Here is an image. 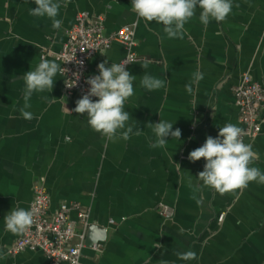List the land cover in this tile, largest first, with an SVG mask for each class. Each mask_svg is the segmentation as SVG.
Listing matches in <instances>:
<instances>
[{
  "label": "crops",
  "instance_id": "obj_1",
  "mask_svg": "<svg viewBox=\"0 0 264 264\" xmlns=\"http://www.w3.org/2000/svg\"><path fill=\"white\" fill-rule=\"evenodd\" d=\"M232 3L224 21L207 26L197 8L183 38H169L162 24L138 19L131 0H62L59 29L51 19L29 14L33 0H0V264H46L39 252L9 255L20 235L4 226L12 208H29L36 184L48 195L50 213L74 202L88 213L90 226L105 229L101 250L84 249L79 264H264V184L250 182L221 195L196 178L205 160L188 159L208 136H218L219 127L241 128L232 88L243 74L264 87V0ZM79 13L99 18L105 34L135 28L137 61L126 69L135 76L134 95L125 110L139 135L124 140L118 133L110 141L94 131L86 113L72 111L76 103L63 95L59 75L51 93L30 98L35 118L20 114L21 77L42 57L54 61ZM102 53L89 60V77L99 74V63L108 60V67L126 56L118 45ZM197 71L203 79L189 93L185 86ZM145 72L164 80L165 87L143 88ZM160 119L174 123L181 137L169 136L165 147L153 148L155 136L146 125ZM247 144L259 156L251 166L264 172V120ZM160 205L173 209L171 220L159 215ZM70 219L76 221L75 214ZM187 251L196 259L176 255Z\"/></svg>",
  "mask_w": 264,
  "mask_h": 264
},
{
  "label": "clouds",
  "instance_id": "obj_2",
  "mask_svg": "<svg viewBox=\"0 0 264 264\" xmlns=\"http://www.w3.org/2000/svg\"><path fill=\"white\" fill-rule=\"evenodd\" d=\"M35 7L29 10L33 17H47L52 21V27L59 29L62 20L57 19L59 10L65 4L62 0H33ZM132 11L138 19L146 22L155 21L162 24L163 31L169 38H183L185 24L196 14L199 8V20L207 26L211 20L222 22L231 13L233 8L232 0H131ZM103 54V53H101ZM82 65V61L78 62ZM108 60L98 64V75L89 77L86 83L90 85L89 90L75 103L72 109L78 114H87L88 125L108 140L119 137L127 140L130 134L135 132L139 135L141 130L134 131L132 125L128 124L131 115L125 110V103L134 95L133 82L135 76L126 70V65L131 63L128 60L120 63H111L106 67ZM147 68V63L141 65ZM65 71L60 64L41 58L35 69H30L21 77L25 87L23 90V107L20 114L25 120L34 119V114L29 110L31 107L30 98L34 93H51L54 88L55 77ZM77 79L79 73L76 74ZM203 79V73L197 71L193 73L192 81L187 84L186 90L193 92V84ZM140 85L148 91L159 90L165 87V81L156 78L148 73L142 76ZM66 86L71 88L74 85ZM92 97H96L93 101ZM52 100H56L51 97ZM49 99V97H45ZM65 110L70 112L66 107ZM172 122L160 119L158 123H148L155 136V141L151 144L153 148H163L168 143V137L179 140L181 130H173ZM245 132L239 126L226 123L219 127L218 136L213 138L208 136L204 144L192 150L188 159L196 162L202 158L205 160L203 171L197 174V179L205 187H210L219 194L234 193L237 190L245 189L250 182L264 184V172L251 165L259 159L250 144L244 142ZM180 168V165L177 164ZM192 175L188 177V183H192ZM35 209H25L22 207L12 208L4 217L5 229L14 234H24L33 224ZM179 259L184 261L196 259L193 251L177 252ZM167 264V262H164Z\"/></svg>",
  "mask_w": 264,
  "mask_h": 264
},
{
  "label": "built area",
  "instance_id": "obj_3",
  "mask_svg": "<svg viewBox=\"0 0 264 264\" xmlns=\"http://www.w3.org/2000/svg\"><path fill=\"white\" fill-rule=\"evenodd\" d=\"M114 45L126 51L125 58L120 61L131 62L126 65V69L137 61L133 53L136 46L134 26L122 27L113 33L105 34L99 18H92L86 13L75 16L74 26L66 33L65 43L53 55L54 61L65 68V71L58 75L62 80V93L66 98L76 102L87 93L90 88L86 83L89 78V60ZM80 61L83 62L82 65L78 63ZM66 83L74 86L69 88ZM232 96L238 123L244 129L243 139L247 144L257 137L264 120V87L253 82L250 75L245 73L232 88ZM92 99L95 101L98 98ZM28 209H35L33 224L19 236L8 254L16 256L25 252H39L46 259V264H79L81 252L87 248L85 236L90 225L88 213L74 202L62 203L50 213L48 195L39 184L32 187V199ZM71 214H75L76 221L70 219ZM173 214L171 207L159 206V215L163 219L171 220ZM222 218L221 215L218 222H221ZM90 250L99 252L101 244L92 245Z\"/></svg>",
  "mask_w": 264,
  "mask_h": 264
},
{
  "label": "water",
  "instance_id": "obj_4",
  "mask_svg": "<svg viewBox=\"0 0 264 264\" xmlns=\"http://www.w3.org/2000/svg\"><path fill=\"white\" fill-rule=\"evenodd\" d=\"M105 237H106V231L104 228L89 225L86 231L85 245L87 248H90L94 244L104 242Z\"/></svg>",
  "mask_w": 264,
  "mask_h": 264
}]
</instances>
